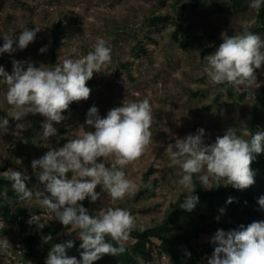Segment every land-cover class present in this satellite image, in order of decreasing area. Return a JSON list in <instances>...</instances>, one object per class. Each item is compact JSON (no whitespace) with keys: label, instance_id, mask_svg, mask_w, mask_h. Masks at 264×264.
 Wrapping results in <instances>:
<instances>
[{"label":"rangeland","instance_id":"374dc122","mask_svg":"<svg viewBox=\"0 0 264 264\" xmlns=\"http://www.w3.org/2000/svg\"><path fill=\"white\" fill-rule=\"evenodd\" d=\"M250 3L251 0H0V47L5 34L15 35L16 48L23 29H41L26 49L0 53V66L9 74L13 60L54 68L64 59L85 56L94 50L98 38L105 39L111 48V62L86 82L91 89L89 99L70 103L62 112V122H53L57 134L47 140L41 138L46 122L43 115L28 114L21 121L9 116L12 107L5 98L7 85L0 78V119H9L8 132L0 131V176L8 169L20 171L30 177L25 183L33 192L31 201L19 200L15 192L13 196L0 193L8 208V215L0 214V240L7 238L9 242L6 251L0 250V264H45L51 248L68 241L73 246L66 247V255L81 260L79 229L49 219L35 196L45 185L38 180L31 163L48 151L63 147L69 139L95 131L86 125L91 107H97L103 118L110 109L122 106L123 101L144 99L149 100L154 117L152 143L139 160L123 168L126 176L137 183L138 191L113 205L98 185L95 191L100 193V199L92 202L86 198L79 203L93 216L108 207L130 211L136 222L131 232L144 231L149 238L145 251L134 254L139 264H208L214 251H204V246H218L211 242L213 235L220 229L234 230L226 225L234 223L237 216L216 196L207 195L196 208L169 222V213L180 207L189 190L179 183L184 173L179 165L171 163L166 149L176 139L197 134L198 129L205 131V145L213 144L229 128H235L238 135L242 129H249L257 107L254 95L264 84V64L255 70L257 83L251 88L215 85L204 71V57L222 43V32L231 36L247 27L264 39V13L252 9ZM55 24L58 42L53 48L51 29ZM45 46L47 51L41 53L39 50ZM17 123H23L25 128L14 135ZM97 162L104 159L98 158ZM105 163L106 167L112 166L111 159ZM204 174H194V183L204 191L213 190L214 181L206 186L210 189L200 184L199 176ZM19 209L20 214L16 213ZM33 215L45 225L42 229L36 223H28ZM196 229L201 231L191 244L196 252L202 251L203 258L191 254L184 244L162 249L160 235L165 232ZM28 230H35L40 236L34 250L25 243ZM49 235L52 239L45 242ZM134 241L130 233L124 244L131 253ZM93 264L125 263L122 258L104 255Z\"/></svg>","mask_w":264,"mask_h":264},{"label":"clouds","instance_id":"9594fccd","mask_svg":"<svg viewBox=\"0 0 264 264\" xmlns=\"http://www.w3.org/2000/svg\"><path fill=\"white\" fill-rule=\"evenodd\" d=\"M262 5L264 0H251L249 6L259 12ZM39 31L41 29L37 26L33 30L27 27L23 29L16 48L13 47L15 35H3L0 53L26 49L34 42ZM221 38L222 43L214 53L204 57L207 61L204 71L209 81L215 85L227 83L251 88L257 83L255 70L264 64V39L247 27L231 36L222 32ZM106 45L105 39L98 38L93 51L77 59H64L54 68L13 60V70L9 74L0 66V78L7 85L6 102L12 107L9 116L21 121L28 114H41L46 117L41 138L47 140L56 135L53 122H62V112L69 108L70 103L89 99L91 89L86 82L94 72H101L111 62V48ZM39 51L44 53L47 47ZM153 124L148 99L123 101L122 106L110 109L103 118L97 107L93 106L87 112L86 125L95 131H85L69 139L63 147L52 149L32 161L33 171L45 185L43 191L35 193L39 204L47 211L50 220L56 219L65 227L79 229L78 236L82 240L81 260L66 255V247L73 246L68 241L66 244H55L45 264H93L104 255L116 257L125 252L124 244L136 226L135 217L130 211L108 207L93 216L79 202L86 198L92 202L100 199V193L95 191L98 185L102 186L113 205L126 196L136 194L138 185L126 176L123 168L139 160L147 151L152 143ZM8 126L7 117L0 119V131L7 133ZM24 128L23 123H17V132L13 134L18 135ZM204 135V129H198L197 134L176 139L175 144H170L166 149L171 163L179 165L184 173L179 183L189 191L180 207L189 211L199 200L198 196L192 194L196 186L194 174L205 173L199 176L200 184L205 188H212L206 187L211 181L216 186L224 181V185L244 190L254 185L255 173L251 164L256 155L264 152V132L261 131L252 133L244 128L242 134L238 135L235 128H229L210 145L204 144ZM98 158H103L104 162L98 163ZM109 159L112 166L106 167L105 161ZM70 172L71 178L68 177ZM2 174L12 182V189L19 200H32L33 192L25 183L29 176L13 169ZM3 195H7V192ZM232 202L233 198L230 197L227 203ZM258 203L264 208V197L259 198ZM220 212L223 213L224 209H220ZM216 219L219 220V217ZM28 223H36L41 229L45 226L34 215ZM106 237L111 242L106 241ZM51 239L49 235L44 241ZM211 242L218 246L208 259V264H264V221H254L247 227L240 225L239 230H217ZM8 247L7 238L0 240V250L6 251Z\"/></svg>","mask_w":264,"mask_h":264},{"label":"trees","instance_id":"16d2710c","mask_svg":"<svg viewBox=\"0 0 264 264\" xmlns=\"http://www.w3.org/2000/svg\"><path fill=\"white\" fill-rule=\"evenodd\" d=\"M261 12L264 13V8H261ZM58 25H53L51 29V41L52 46L55 48L57 44V28ZM256 101V108L254 110V115L250 121L249 130L252 133L256 131L264 132V84L260 86L258 91L254 95ZM250 139V137H249ZM251 168L255 173L254 185L250 186L247 189L239 190L234 188L232 185H220L216 186L213 190L204 191L201 189L200 185L195 181V191L193 195L199 197V200L207 195L216 196L220 203L231 209V211L237 216V219L234 223L227 224L226 227L234 230H239L240 225H244L247 227L248 224L254 221H264V208H262L258 200L261 197H264V152L256 155L254 161L251 164ZM7 192L9 196L14 195V191L12 189V182L9 181L4 176H0V193ZM233 198L232 203H227L229 198ZM198 202L195 207L198 206ZM16 213H21V209H19ZM187 210L178 207L172 210L168 215V221H174L179 216L186 215ZM0 214L8 215V208L2 202L0 197ZM201 230L196 229L194 231H183L181 233H167L160 235L161 237V246L162 249H167L170 246H178L179 244H184L187 246V250L198 256L199 258H203L202 251L196 252L193 248L191 241L195 237L199 235ZM135 241L131 246V250L133 253L129 252L125 249V252L117 255L116 257L122 258L125 264H139L134 254H142L145 251V244L149 242V238L146 235V232H131ZM157 234V233H156ZM25 243L29 245L32 250H34V246L39 243L40 236L39 233L35 230H28L25 234ZM111 242L110 240H106ZM115 246V245H114ZM215 247H210L209 245L204 246V251H211L215 249Z\"/></svg>","mask_w":264,"mask_h":264}]
</instances>
